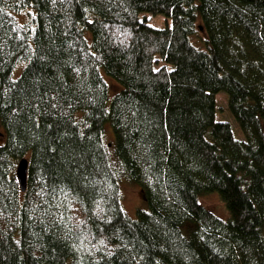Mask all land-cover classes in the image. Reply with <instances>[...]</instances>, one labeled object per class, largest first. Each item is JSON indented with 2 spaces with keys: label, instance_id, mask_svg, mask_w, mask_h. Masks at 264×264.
<instances>
[{
  "label": "trees",
  "instance_id": "obj_1",
  "mask_svg": "<svg viewBox=\"0 0 264 264\" xmlns=\"http://www.w3.org/2000/svg\"><path fill=\"white\" fill-rule=\"evenodd\" d=\"M0 127V264H264V0H0Z\"/></svg>",
  "mask_w": 264,
  "mask_h": 264
},
{
  "label": "rangeland",
  "instance_id": "obj_2",
  "mask_svg": "<svg viewBox=\"0 0 264 264\" xmlns=\"http://www.w3.org/2000/svg\"><path fill=\"white\" fill-rule=\"evenodd\" d=\"M32 18L33 16L28 15V11H26L20 14L17 17V20L23 24H26ZM143 18L147 19V24L153 29L162 30V29H165L166 27L171 26L170 20L165 18L163 15L153 16L147 13L140 14L139 19L142 20ZM200 37L204 38V35L200 34ZM195 44L198 45L196 43V40H195ZM23 67H24L23 64H19L16 67L14 78H16L19 75ZM105 80L110 90V93L111 94L117 93L118 91L117 84L111 81L110 79H105ZM112 96L113 95L109 94L110 99ZM226 100H227V96L223 93L216 96V115H215L216 121L227 122L231 127L234 137L237 140H244L243 133L241 132V130L239 129L238 125L233 120L231 115L229 116L228 114L229 111H228V108L226 107ZM0 133L3 135L2 137H0V145H2L5 142V135L1 127H0ZM103 139H104V143L107 146L108 157L110 159V162L113 165L115 163L114 156H113L114 154L113 147L115 144V138H114L113 131L109 123H105L103 126ZM120 190H121L122 207L130 218L136 219V211L138 209L147 210V205L143 200L142 193L139 187L124 183L120 185ZM198 201L204 208L212 212L218 218L221 217L220 219H222V218L227 217V212L224 208V204L219 200V197L217 194H208L206 196H201L199 197Z\"/></svg>",
  "mask_w": 264,
  "mask_h": 264
},
{
  "label": "water",
  "instance_id": "obj_3",
  "mask_svg": "<svg viewBox=\"0 0 264 264\" xmlns=\"http://www.w3.org/2000/svg\"><path fill=\"white\" fill-rule=\"evenodd\" d=\"M202 31V28L199 29ZM0 137H2V134L0 133ZM27 170H28V161L27 159H21L15 168V177L18 182L20 191L22 193L26 190V178H27Z\"/></svg>",
  "mask_w": 264,
  "mask_h": 264
}]
</instances>
